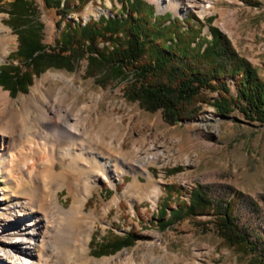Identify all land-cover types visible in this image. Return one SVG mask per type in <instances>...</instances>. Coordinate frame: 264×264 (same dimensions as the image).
Returning a JSON list of instances; mask_svg holds the SVG:
<instances>
[{
	"label": "rangeland",
	"instance_id": "obj_1",
	"mask_svg": "<svg viewBox=\"0 0 264 264\" xmlns=\"http://www.w3.org/2000/svg\"><path fill=\"white\" fill-rule=\"evenodd\" d=\"M8 1L0 0V65L9 62L8 53L15 50L17 44L15 33L4 22ZM30 1L37 20L42 23L41 42L52 46L64 20L58 19L53 9L45 8L41 0ZM70 1L74 8L66 16L70 23L83 24L97 19L100 14L115 16L121 10L119 0H87L83 6L77 0ZM145 1L158 9L155 2ZM180 1L182 7L188 4L187 0ZM208 1L210 4L202 13L189 8L178 13L167 9L161 14L168 12L171 18H178L182 28L187 26L185 20L195 24L198 18L203 23L209 16L210 25L229 39L237 54L249 61L264 80V0ZM202 33L209 37L206 24ZM101 45L99 42L98 46ZM16 62L14 60L13 64ZM85 69L83 57L70 70L50 67L33 76L25 92L10 95L0 86L8 93L10 113L30 114V120L25 117V128L35 135L33 143L37 144V153L29 152L35 158L53 147L52 131L44 130L43 137L37 132H40L42 113L51 117V108L55 107L72 114L81 112L83 129L111 144L115 151L110 152L120 159L116 168L119 177L112 182L97 179L84 200L82 214L87 217L86 226L90 227L84 259L71 252L72 235L64 228L70 224V221L66 223L68 218L62 220L61 211L51 209L45 201L39 204V213L55 214L53 218L48 216L54 228L47 235L45 264H264V123L246 119L237 109L226 116L215 113L209 102L216 91L204 89L201 90L203 99L196 102L198 110L194 116L168 124L160 110L148 112L136 101L127 100L122 93L124 81L110 73L102 77L89 75ZM227 81L234 93L233 79ZM153 155L157 159L144 166L132 165L135 158ZM69 161V157L56 160L54 171L62 178L48 185V190L44 189L45 193L56 194L58 205L65 213L72 209L75 200L83 199L85 191L82 188L80 195L76 193L75 183L79 177L69 171ZM38 165L42 168L43 160ZM168 169L175 170L166 172ZM7 171L14 174L18 171L17 168L12 171L8 159L0 162V202L27 198L34 193L30 186L9 183L5 177ZM36 181L39 186L43 185L40 177ZM169 185L179 192L166 191ZM195 185L201 186L220 206L236 191L240 192L231 219L244 230L255 250L225 243L212 224L211 213L192 216L187 212L181 202H188L189 191ZM155 188L159 189V196L152 204L147 197ZM136 189H147V193L143 191L137 196ZM164 203L170 208L180 206L184 215L169 227L160 228L155 214ZM0 215H4L2 211ZM127 232L135 235L131 245L103 255L90 252L102 238L123 236ZM90 239H94L92 246Z\"/></svg>",
	"mask_w": 264,
	"mask_h": 264
},
{
	"label": "trees",
	"instance_id": "obj_2",
	"mask_svg": "<svg viewBox=\"0 0 264 264\" xmlns=\"http://www.w3.org/2000/svg\"><path fill=\"white\" fill-rule=\"evenodd\" d=\"M119 1L121 10L115 16L100 14L97 19L80 24L66 20L74 9L70 0H41L45 8L53 9L58 19L64 20L52 46L41 42L42 23L37 20L33 3L8 1L4 22L15 33L17 44L8 53L9 62L0 65V86L10 95L25 92L33 76L50 67L70 70L84 57L89 75L110 73L124 81L122 93L127 100L136 101L148 112L160 110L168 124L194 116L204 89L216 91L209 102L215 113L226 116L237 109L246 119L264 123V80L249 61L237 54L229 39L210 25L209 16L203 23L198 18L195 24L185 20L187 26L182 28L180 20L171 18L168 12L154 14L153 4L145 0ZM86 2L77 0L80 6ZM204 24L209 37L202 33ZM229 78L233 79L234 93L228 86ZM166 188L170 193L179 192L170 185ZM240 197L236 191L220 206L195 185L189 191L188 202L181 204L192 216L211 213L212 224L225 243L255 250L244 230L231 219ZM183 215L180 206L170 208L164 203L159 205L155 217L158 226L166 228ZM134 240L132 232L102 238L90 252L113 253ZM93 244L94 239H90L89 245Z\"/></svg>",
	"mask_w": 264,
	"mask_h": 264
},
{
	"label": "bare ground",
	"instance_id": "obj_3",
	"mask_svg": "<svg viewBox=\"0 0 264 264\" xmlns=\"http://www.w3.org/2000/svg\"><path fill=\"white\" fill-rule=\"evenodd\" d=\"M150 1L156 3L158 11L169 9L175 13L189 8L202 13L207 9L205 6L210 4L208 0H187L188 4L182 7L180 0ZM9 110L8 93L0 89V162L8 159L12 171L18 169L15 174L10 171L5 173L9 183L30 186L34 193L27 198H13L7 203L0 202V211L4 214L0 215V264L46 263L44 257L47 250V235L54 228L49 224L48 216L53 218L55 214L54 212L39 213L37 207L42 201L51 206V209L61 211L62 220L65 221L68 218L66 223L70 221V224H66L64 228L68 234L72 235L70 238L71 252L73 255L80 256L82 260L87 255L86 243L90 231V227L86 226L87 217L82 214L84 200L90 193L89 187L93 186L97 179H107L112 182L114 178L119 177L116 168L120 164V159L116 154L110 152L115 151V148L104 142L103 138L97 134L92 135L90 130L83 129L80 118L81 112L72 114L67 109L52 107L51 117L47 115L48 113H42V119L39 122L40 132L37 134L41 136L44 130L52 131L51 143L53 147L51 146L48 152L39 154V157L35 158L33 154L29 153L35 151L37 153V144L33 143L35 135L27 132L25 128V117L26 120H30V114L22 116L17 113H10ZM17 128L21 129L17 131ZM64 157L70 159L71 169L69 171L79 177L75 183L76 193L80 195L82 188L85 189L83 199L75 200L72 209L66 213L59 207L56 194L45 193L49 189L47 188L48 185L60 182L62 176L55 174L54 167L56 160L63 161ZM156 159L154 155L138 157L135 158L132 165L141 167ZM42 160L43 167L40 168L38 162ZM38 177L41 178L43 185L39 184L43 188H40L36 181ZM134 186L137 188V184ZM44 189L47 190L44 192ZM37 191L39 194L35 193ZM143 191L147 193V189L142 191L136 189L135 192L137 196H140ZM43 193L45 194L43 195ZM158 196L159 189L155 188L147 198L154 204Z\"/></svg>",
	"mask_w": 264,
	"mask_h": 264
},
{
	"label": "water",
	"instance_id": "obj_4",
	"mask_svg": "<svg viewBox=\"0 0 264 264\" xmlns=\"http://www.w3.org/2000/svg\"><path fill=\"white\" fill-rule=\"evenodd\" d=\"M154 13H155V14H161L162 11H157V10L155 9V6H154ZM203 29L205 30L206 28L204 27Z\"/></svg>",
	"mask_w": 264,
	"mask_h": 264
}]
</instances>
